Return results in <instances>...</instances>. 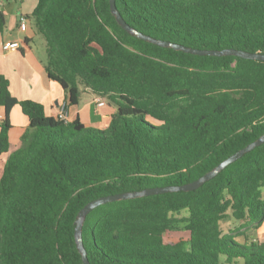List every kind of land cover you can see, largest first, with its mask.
Returning <instances> with one entry per match:
<instances>
[{
    "label": "trees",
    "instance_id": "trees-1",
    "mask_svg": "<svg viewBox=\"0 0 264 264\" xmlns=\"http://www.w3.org/2000/svg\"><path fill=\"white\" fill-rule=\"evenodd\" d=\"M124 21L156 40L264 53V0H115ZM45 42V71L76 105L80 86L107 99L105 128L64 122L18 100L0 75V155L8 113L28 119L0 176V264H83L79 210L118 193L189 183L264 133V61L193 54L124 30L108 0H37L26 15ZM5 18L0 12V30ZM264 143L189 191L112 200L81 225L90 264H264ZM229 214L241 227L224 232ZM182 215L188 237L164 239Z\"/></svg>",
    "mask_w": 264,
    "mask_h": 264
},
{
    "label": "crops",
    "instance_id": "crops-1",
    "mask_svg": "<svg viewBox=\"0 0 264 264\" xmlns=\"http://www.w3.org/2000/svg\"><path fill=\"white\" fill-rule=\"evenodd\" d=\"M36 3L37 0H0V12L5 18V25L0 30V75L7 79L11 95L18 100L40 102L45 114L55 118L58 107L65 102L69 121L78 118L86 126L105 128L115 111L108 109L110 106L106 100L103 106H97L95 100L98 95L80 86L78 103L70 105L61 85L47 76L44 39H38L39 33L33 21L26 17ZM19 15L26 17L25 30L18 27ZM12 41H18L19 47L3 50L2 44ZM4 116V108L0 107V123ZM8 118L11 125L7 133L9 145L7 152L0 155V176L9 154L20 147L21 135L28 126V119L18 105L10 109ZM246 234L254 240L263 241L264 220L261 226L249 229Z\"/></svg>",
    "mask_w": 264,
    "mask_h": 264
},
{
    "label": "water",
    "instance_id": "water-1",
    "mask_svg": "<svg viewBox=\"0 0 264 264\" xmlns=\"http://www.w3.org/2000/svg\"><path fill=\"white\" fill-rule=\"evenodd\" d=\"M109 1V6H110V11L114 15L116 22L126 31L133 33L137 35L138 37L145 39L147 41H150L152 43H156L160 46H171L174 49L177 50H182L184 52H189L193 54H208V55H222V54H234L242 58H247V59H254V60H262L264 61V53H259V52H247V51H241V50H233V49H226V50H221V51H214V50H197L185 46H181L178 44H172L166 41L162 40H156L151 37H148L132 27H130L122 18L118 10L116 9L115 6V0H108ZM264 143V133L261 134L257 139L254 141L250 142L247 144L245 147L237 150L224 160H222L218 165H216L213 169L210 171H207L204 173L202 176L198 177L197 179L183 184V185H178V186H166V187H157V188H150V189H145L142 191H134V192H125V193H118V194H112V195H107V196H100L97 197L91 201H89L87 204H85L78 212L77 218L75 220V228H74V235H75V240H76V246L77 249L79 250L81 254V260L83 264H90L87 256H86V251L82 245L81 241V225L83 222V219L85 215L94 207L108 202L112 200H119V199H126V198H132V197H137V196H142V195H148V194H154V193H161V192H166V191H178V190H183V191H189L196 189L200 185H202L205 181L211 179L213 176H215L220 170L225 168L227 165L230 163L236 161L238 158H240L244 153L250 151L253 149L255 146Z\"/></svg>",
    "mask_w": 264,
    "mask_h": 264
},
{
    "label": "rangeland",
    "instance_id": "rangeland-1",
    "mask_svg": "<svg viewBox=\"0 0 264 264\" xmlns=\"http://www.w3.org/2000/svg\"><path fill=\"white\" fill-rule=\"evenodd\" d=\"M38 39L43 41V38L41 35L38 34ZM107 101V99L105 98ZM110 107L108 109H114L113 105H109ZM98 128V127H95ZM263 195H264V189H263ZM178 220L173 223L172 228L167 230L164 234V239L169 242H175L178 240H182L188 237V230L185 228V221L183 220V216L179 215ZM221 223V228L223 229L224 232H228L231 230H235L236 227H241L242 221H237L234 218L230 217L229 214L220 222ZM259 226H261V223L256 225V224H247L245 225L244 229L247 232L249 229H256Z\"/></svg>",
    "mask_w": 264,
    "mask_h": 264
},
{
    "label": "built area",
    "instance_id": "built-area-1",
    "mask_svg": "<svg viewBox=\"0 0 264 264\" xmlns=\"http://www.w3.org/2000/svg\"><path fill=\"white\" fill-rule=\"evenodd\" d=\"M18 27L21 30H25L26 28V17L24 15H19V19H18ZM19 47V42L18 41H12V42H6L2 44V48L3 50H10V49H17ZM96 105L97 106H103L105 104V98L102 96H97L96 97ZM56 117L57 119L64 121V122H68V114L66 111V103H62L57 110L56 113Z\"/></svg>",
    "mask_w": 264,
    "mask_h": 264
}]
</instances>
